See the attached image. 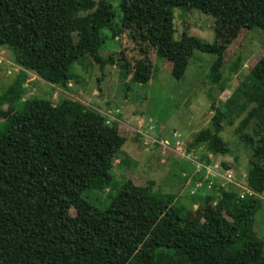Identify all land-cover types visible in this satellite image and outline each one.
Instances as JSON below:
<instances>
[{
	"label": "trees",
	"instance_id": "obj_1",
	"mask_svg": "<svg viewBox=\"0 0 264 264\" xmlns=\"http://www.w3.org/2000/svg\"><path fill=\"white\" fill-rule=\"evenodd\" d=\"M114 1L122 13L120 28L113 26ZM175 7L212 15L216 40L187 33L176 39ZM107 28L114 37L126 32L137 51L133 57L124 51L118 59L110 56L123 79L148 83L152 52L170 61L173 76L182 79L200 50L217 56L210 69L216 83L223 78L228 43L242 29L264 32V0H0V48L13 49L20 68L0 96V264H264V238L255 230L264 194V133L255 139L237 130L253 148L246 182L259 195L242 198L235 186L209 189L197 172L205 182L191 197L204 200L200 218L152 182L127 179L105 207L90 199V190L113 183V160L127 139L120 123L109 125L105 113L80 99L64 96L54 103L24 99V93L29 72L69 91L77 61L89 57L104 67ZM252 104L248 117L257 115L264 130V56L224 109L213 103L202 154L207 163L230 153L221 135L224 122L234 124Z\"/></svg>",
	"mask_w": 264,
	"mask_h": 264
},
{
	"label": "rangeland",
	"instance_id": "obj_2",
	"mask_svg": "<svg viewBox=\"0 0 264 264\" xmlns=\"http://www.w3.org/2000/svg\"><path fill=\"white\" fill-rule=\"evenodd\" d=\"M113 3L116 13L113 26L120 28L122 13L118 2ZM174 12L176 39L187 33L208 42L216 40L212 15L185 7H175ZM125 33L114 37L112 29L104 30L106 41L100 52L106 60L104 67L92 63L89 57L77 61L74 68L77 78L69 91L51 85L35 72H29L30 82L25 85L24 99L39 96L56 103L61 97H72L110 115L109 125L115 121L120 123V130L127 139L113 160V183L104 191L88 192L96 205L107 206L110 196L116 195L127 179H132L141 185L152 182L155 190L176 195L177 203L195 208L192 216L199 217L203 211L199 205L204 200L192 202L191 193L196 191L197 183L205 182L194 177L200 168L198 163L206 162V156L202 154L206 152L215 114L213 103L224 109L240 80L264 56V32L259 28L242 29L228 43L223 55V78L216 83L210 77V69L217 56L200 50L194 52L182 79L175 78L172 63L155 52L151 53L154 71L148 83L123 79L117 60L112 62L110 56L118 59L121 51L129 57L137 55V51L132 49L134 43ZM13 53L10 47L0 48V54L7 58L6 64L0 66V96L20 70L13 62ZM236 62L239 63L237 72ZM253 106L244 111L234 124L225 120L221 135L230 153L214 156L224 168V163L229 164L236 175L248 173L253 152L251 146L239 139L237 130L241 128L255 139L264 133L257 115L251 113L252 116L248 117ZM247 117L249 123L245 124ZM3 127L4 120L0 119V132ZM166 140L169 143H165ZM195 143L197 145L193 146ZM71 213L75 215L77 212L72 209ZM255 230L264 238V198L255 215Z\"/></svg>",
	"mask_w": 264,
	"mask_h": 264
},
{
	"label": "built area",
	"instance_id": "obj_3",
	"mask_svg": "<svg viewBox=\"0 0 264 264\" xmlns=\"http://www.w3.org/2000/svg\"><path fill=\"white\" fill-rule=\"evenodd\" d=\"M6 62L7 58L0 54V65H4ZM106 115L107 118L110 116L108 114ZM108 122H110L109 119L107 120V123ZM165 143H169L168 140H166ZM198 165L200 168L197 172L203 174L204 179L207 180V187L209 189H212L215 186H218L219 189H225L228 186H235L240 190L239 195L242 198L246 195H259L247 185L246 179L248 177V173L242 172L240 175H236V172L232 168H224L221 162L215 159H213L211 163L200 162ZM201 185L202 184L197 183L196 187ZM260 196L264 198L263 194Z\"/></svg>",
	"mask_w": 264,
	"mask_h": 264
},
{
	"label": "crops",
	"instance_id": "obj_4",
	"mask_svg": "<svg viewBox=\"0 0 264 264\" xmlns=\"http://www.w3.org/2000/svg\"><path fill=\"white\" fill-rule=\"evenodd\" d=\"M194 179H195V180H198V177H197V178H196V177H194ZM197 208H198V207H197Z\"/></svg>",
	"mask_w": 264,
	"mask_h": 264
}]
</instances>
